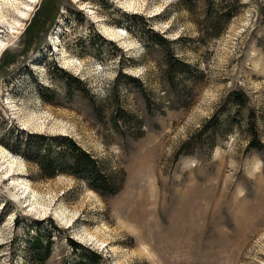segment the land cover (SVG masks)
Instances as JSON below:
<instances>
[{
	"label": "rangeland",
	"instance_id": "rangeland-1",
	"mask_svg": "<svg viewBox=\"0 0 264 264\" xmlns=\"http://www.w3.org/2000/svg\"><path fill=\"white\" fill-rule=\"evenodd\" d=\"M21 3L0 24V264H33L38 236L45 264H264V0ZM20 134L73 139L119 192L41 177L4 146Z\"/></svg>",
	"mask_w": 264,
	"mask_h": 264
},
{
	"label": "trees",
	"instance_id": "trees-1",
	"mask_svg": "<svg viewBox=\"0 0 264 264\" xmlns=\"http://www.w3.org/2000/svg\"><path fill=\"white\" fill-rule=\"evenodd\" d=\"M181 6L187 8V10H193L195 5L200 0H178ZM222 8V7H221ZM212 17V29L217 36L221 35L218 29L220 24L228 22L232 19V15L226 10H220L211 15ZM148 35H145L149 41L155 46L164 48L165 52V64L166 68L163 73L165 81L172 84H176L181 75L180 82L184 81L185 71H188V65L182 60H179L173 48L171 42L160 36L153 31H148ZM148 49V47H146ZM129 80H133L131 77H127ZM235 103L238 106L243 105L242 98L237 95ZM134 119V118H133ZM115 120L123 121L126 126L128 122L132 121V117L128 114L119 115ZM136 120V119H135ZM116 122V121H115ZM138 127L141 129L143 122L137 119ZM143 134L140 133L139 136ZM19 143L14 146H4L12 153L20 155L24 160L29 163L37 165L41 170V177L54 179L60 175H71L86 181L89 186L100 193L101 195H115L119 192V187L114 183L112 176H109L103 171L100 163L94 159L92 155L83 150L73 139L66 136H47L41 134H20L18 135ZM38 225V224H37ZM31 245L34 248L33 264H45L52 254L53 241L52 238L37 239L31 241ZM73 247L77 248L76 243H72ZM100 261V255L97 253L89 252L85 255L78 264H98Z\"/></svg>",
	"mask_w": 264,
	"mask_h": 264
},
{
	"label": "bare ground",
	"instance_id": "bare-ground-1",
	"mask_svg": "<svg viewBox=\"0 0 264 264\" xmlns=\"http://www.w3.org/2000/svg\"><path fill=\"white\" fill-rule=\"evenodd\" d=\"M22 5H24V3H21V0H0V24L2 25L9 24L5 13H6V10L8 11L10 9L15 10L16 12H18L19 14L27 18L29 11L32 10V8L28 7L29 9L26 12H23L21 10ZM28 6H31V5H28ZM6 46L7 44H5L4 41L0 40V49L5 48Z\"/></svg>",
	"mask_w": 264,
	"mask_h": 264
}]
</instances>
